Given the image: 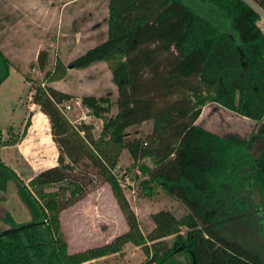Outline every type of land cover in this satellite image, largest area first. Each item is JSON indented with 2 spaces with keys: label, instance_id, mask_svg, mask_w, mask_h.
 Instances as JSON below:
<instances>
[{
  "label": "trees",
  "instance_id": "trees-1",
  "mask_svg": "<svg viewBox=\"0 0 264 264\" xmlns=\"http://www.w3.org/2000/svg\"><path fill=\"white\" fill-rule=\"evenodd\" d=\"M190 1L199 11L184 0H108L107 38L67 67L57 60L44 83L31 89V104L49 119L58 164L26 184L0 158V189L14 182L31 218L26 226L6 217L11 231L0 229V264H83L119 253L127 243L144 246L142 264H264V124L249 138L197 124L208 103L255 122L264 118L260 15L248 0ZM250 1L264 10V0ZM48 59V51H40L41 71ZM101 62L112 70L118 113L109 116L110 96L82 98L90 115L103 120L96 138L93 125L74 124L63 111L73 96L48 83L62 80L69 67L83 70ZM10 65L0 51V85ZM144 124L151 132L136 130L140 137L133 136L132 129ZM125 150L134 165L145 159L155 165L140 166L148 176L141 183L146 196L153 185L160 187L185 206V217L154 213V228L144 234L116 173ZM78 170H91L99 184L110 186L129 229L107 245L69 255L60 215L90 192ZM237 226L249 240H240Z\"/></svg>",
  "mask_w": 264,
  "mask_h": 264
},
{
  "label": "rangeland",
  "instance_id": "rangeland-1",
  "mask_svg": "<svg viewBox=\"0 0 264 264\" xmlns=\"http://www.w3.org/2000/svg\"><path fill=\"white\" fill-rule=\"evenodd\" d=\"M184 1L193 10L199 11V6L194 2ZM248 2L256 8L257 5L252 1L248 0ZM13 7L20 8L23 23L18 34L12 33L10 29H7L8 33L0 34V47H5L11 52L10 58L4 55L10 63H13V67L9 69L8 78L0 85V131L2 132L0 149L5 144L13 145L25 138L27 135V133L24 135L25 124L29 115H31V123L35 124L31 131L30 145L35 142H39L41 146L51 143L49 119L41 112L39 106L31 104V89L44 83L45 73L54 70L57 60L66 67L69 66L78 56L104 41L108 33V0H0V18L6 17L7 23L13 21ZM51 7L63 9L62 14L65 15L63 23L59 21L58 25L53 24L49 27L32 25L36 21L34 18L42 14L41 10H46L47 12L44 13L47 14ZM35 8L37 9L34 10ZM202 10L206 13L213 12L212 9L203 8ZM26 25L32 26L26 27ZM42 50L49 53L45 71H41L37 61H34L37 60L35 54H39ZM15 68H20L24 75ZM48 85L73 96V99L63 106L67 118L74 124L85 122L93 125L96 138L101 135L103 120L90 115L89 110L81 103L82 98L87 95L110 96L113 107L109 116H115L118 113L115 105L118 88L113 81L112 70L106 62L83 70L69 67L62 80L48 83ZM67 106L71 109L67 110ZM197 124L222 136L237 134L242 138H249L264 124V118L260 122H255L217 103H208L203 108ZM151 128L150 124H144L137 129H132L131 133L133 136L140 137L133 131L138 130L140 134L145 135L151 132ZM4 154L3 159L6 165L16 171L26 184H29L36 176L33 174L32 165H36L39 169L43 167L40 156L28 155L31 158L29 161V159H20L18 151L15 150ZM9 157L13 162L6 159ZM14 158H18L19 162L17 160L14 162ZM140 166L153 168L155 165L151 159H145L134 165L129 152L125 150L121 155L116 173L121 179L131 207L137 214L141 229L147 235L154 228L152 214L163 210L170 211L180 219L185 217L188 211L182 203L167 195L156 185L152 186V195L146 196L147 192L143 190L141 183L147 180L148 176L143 174ZM93 173L91 170L88 173L78 170L77 175L88 184L90 192L84 201L70 207L60 215L61 231L67 242L69 255L107 245L128 230L127 222L117 206L110 187L99 184V180ZM56 190L57 188L53 187L48 191ZM7 215L19 225H26L31 221L26 207L18 198L16 185L12 181L8 183L7 191L0 189L1 230L8 229L4 223ZM234 230L241 236L240 240L250 239V235L244 228L237 226ZM186 233L187 229L183 228L182 235L186 236ZM174 239L175 236L166 238L167 244L172 245ZM145 246L150 249L152 243H145ZM146 260L147 255L143 245L127 243L119 253L109 254L83 264H142Z\"/></svg>",
  "mask_w": 264,
  "mask_h": 264
},
{
  "label": "crops",
  "instance_id": "crops-1",
  "mask_svg": "<svg viewBox=\"0 0 264 264\" xmlns=\"http://www.w3.org/2000/svg\"><path fill=\"white\" fill-rule=\"evenodd\" d=\"M36 9L37 8H35L34 10H36ZM9 11L11 12V9ZM13 11H14V16H13L12 23L11 22L10 23H7L6 22V19H7L6 17H5L6 19L4 17H1L0 18V34L8 33L7 29H10V31L12 33H14V34L15 33L18 34V32L20 33V29H21L22 23H23V21H22L23 17L21 15L22 13L20 11V8H18V7H13ZM44 12H47V11L46 10H41L40 13H42V14H39L37 17L34 18V20L36 19V21L32 25L49 27V26H52L53 24L58 25L59 24V21H61L63 23V19H65L64 13L62 14L63 9L62 10L60 8H56L55 9V8L51 7V8H49L47 14H45ZM32 25H26V27H31ZM0 50L8 58H10L9 55H10L11 52L9 50H6L5 47H3V48L0 47ZM36 54H35V56L38 58V53H36ZM34 61H37V60H34ZM10 67H13V63L12 62H11ZM16 71H18V72H20V73H22L24 75V73L21 71L20 68L16 69ZM68 94H70V93H68ZM34 127H35V124L33 123L29 127L28 132H27V135L25 136V138L23 140H21L19 142H16L13 145H10V144L9 145H7V144L3 145L1 147V149H0V158L5 163V161L3 159V157L5 158V154L4 153H8V152L10 153V152H12L14 150L15 151H18V153L20 155V159H23L24 158V159H29V161H30L31 158H29L28 155H32V157H34L33 155L40 156L41 157V160L40 161H42L41 164L43 165V167H41L39 169V167L36 168V165H32L33 166L32 167L31 164H30V166L32 167V170H33V174L35 176V175L39 174L41 171H43L45 169H48V168L55 167L58 164L57 159H58V156H59V150H58L56 144L54 143V141L52 139L51 131H50V135H49V137L51 139V143L50 144L41 146L39 142H35V143H33V144L30 145L29 142L32 139L31 138L32 137L31 131L34 129ZM6 159L9 160L10 162H13L10 157L9 158H6ZM15 160L18 161L19 159L18 158H14V162H15ZM105 186H109V185L108 184H105ZM84 200H82V201H84ZM82 201H80V202H82ZM79 203H77V204H79ZM76 205H74V206H76ZM117 206H118V204H117ZM118 208H119V206H118ZM127 228L129 229V227H127Z\"/></svg>",
  "mask_w": 264,
  "mask_h": 264
},
{
  "label": "built area",
  "instance_id": "built-area-1",
  "mask_svg": "<svg viewBox=\"0 0 264 264\" xmlns=\"http://www.w3.org/2000/svg\"><path fill=\"white\" fill-rule=\"evenodd\" d=\"M255 8V7H254ZM256 11L259 13V15H260V19H259V21H258V26H259V28L261 29V31L262 32H264V10L263 9H261L260 7H258V6H256ZM67 108V110H70L71 109V107L70 106H67L66 107ZM63 111L65 112V109L63 108ZM1 125V124H0Z\"/></svg>",
  "mask_w": 264,
  "mask_h": 264
},
{
  "label": "flooded vegetation",
  "instance_id": "flooded-vegetation-1",
  "mask_svg": "<svg viewBox=\"0 0 264 264\" xmlns=\"http://www.w3.org/2000/svg\"><path fill=\"white\" fill-rule=\"evenodd\" d=\"M7 216H8V215H7ZM7 216H6V217H7ZM5 219H6V218H5ZM5 219H4V223H5ZM5 224H6V223H5ZM26 225H27V224H26ZM7 230L11 231L10 229H6V230H4V233H7V232H6Z\"/></svg>",
  "mask_w": 264,
  "mask_h": 264
},
{
  "label": "water",
  "instance_id": "water-1",
  "mask_svg": "<svg viewBox=\"0 0 264 264\" xmlns=\"http://www.w3.org/2000/svg\"><path fill=\"white\" fill-rule=\"evenodd\" d=\"M26 226H28V224ZM26 226H23V227H26ZM6 232H9V230H7Z\"/></svg>",
  "mask_w": 264,
  "mask_h": 264
}]
</instances>
